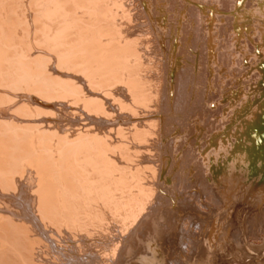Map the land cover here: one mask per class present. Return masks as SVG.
Listing matches in <instances>:
<instances>
[{"label":"rangeland","instance_id":"obj_1","mask_svg":"<svg viewBox=\"0 0 264 264\" xmlns=\"http://www.w3.org/2000/svg\"><path fill=\"white\" fill-rule=\"evenodd\" d=\"M92 1L67 5L93 25V75L83 29L66 45L47 0H0V264H264V40L240 27L264 0H178L176 18L158 0L152 21L148 0Z\"/></svg>","mask_w":264,"mask_h":264},{"label":"bare ground","instance_id":"obj_2","mask_svg":"<svg viewBox=\"0 0 264 264\" xmlns=\"http://www.w3.org/2000/svg\"><path fill=\"white\" fill-rule=\"evenodd\" d=\"M31 1V0H30ZM35 1V0H34ZM75 1H77L76 3L78 4V3H81V2H78V0H73V2L75 3ZM83 1H85V4L87 5V0H83ZM157 1L158 0H148V6L146 7L145 6V8H143L144 9V11H145V13H146V15H147V17L148 18H150L149 20L150 21H152L153 19L155 20V18H157V15L159 14V13H161L160 11H158L157 10V7H158V3H157ZM165 1H167V0H165ZM164 1V2H165ZM192 2H194V1H196V0H191ZM202 1H205V0H202ZM207 1H209V0H207ZM206 1V2H207ZM232 1V0H231ZM238 1V0H237ZM47 2H48V7L46 8V16L47 17H49L48 15H51V16H58V17H60L63 21H62V24H61V27H59L58 29H60V30H58V29H56L58 32H63V30H64V35H65V38L63 39L64 41V43H65V41H66V39L68 38V36L66 35V30H69L71 27H75L76 26V28L77 27H79V28H81V29H83L82 31L83 32H81V31H79V32H75L76 34H77V37H76V39H78L79 40V43H80V47H81V50H82V54H84V53H86V58H85V61H84V59H83V61H82V63H81V66H82V68L84 69V68H86V71H87V74L88 73H92V72H95L97 69L96 68H103V67H105L106 66V64H105V66H104V61L102 60V59H100L95 53H94V51H95V49H94V47H93V37H92V34L90 35V33L92 32V31H90L91 30V27L93 26V25H91V24H85L84 26H82V27H80V25H82V24H80V22L79 21H81V19L79 20V16H77L76 14H75V12H73V6H72V8H70L71 6H69L68 7V0H47ZM72 2V3H73ZM89 2H90V0H89ZM89 2H88V6H89ZM91 2H92V5H93V2L94 1H92L91 0ZM181 2H182V0H181ZM221 2H222V6H223V8H227V9H230L231 7H233V8H235V10H236V7H234L233 5H231V3L230 2H228V0H221ZM36 3V2H35ZM83 3V2H82ZM180 2L178 1V0H172L171 1V3L170 4H168V11L167 12H170V13H172V17L171 18H176L177 17V15H180L181 14V12H182V10H180L181 9V7L179 6L180 4H182V3H180ZM31 4V3H30ZM77 4H75L76 6H77ZM84 3L82 4L83 6H85V7H87L86 5H85ZM96 4V3H95ZM95 4L93 5V6H95ZM146 4H147V2H146ZM186 4V3H185ZM192 4V3H191ZM70 5V4H69ZM74 5V6H75ZM80 6H81V4H79ZM75 6V7H76ZM79 6V7H80ZM195 6V5H194ZM192 6V7H189V9H188V13H189V15H191L193 18H195L196 20H197V23L199 24V23H201V25H205V26H208V27H210V17H211V13L210 14H206L205 12H204V10L205 9H208L207 7L206 8H204L205 7V5L203 6V7H201V6ZM208 6V5H207ZM38 7V6H37ZM79 7H77V8H79ZM82 7V6H81ZM92 7V6H91ZM96 7V6H95ZM144 7V6H143ZM182 7H183V5H182ZM213 7V6H212ZM237 7H238V5H237ZM87 8H89V7H87ZM94 8V7H93ZM186 8V7H185ZM71 9H73V10H71ZM76 9V8H75ZM82 9V8H81ZM96 9V8H95ZM93 11V10H92ZM92 11H91V13H92ZM87 12H89V9H88V11ZM97 12V11H96ZM211 12V11H210ZM99 13V12H98ZM165 13H166V11H165ZM244 13V12H243ZM243 13H238V12H234V13H230L224 20H222V21H224V24H223V30L222 31H224L225 29L227 30L228 29V26L230 25V23H232L233 21H244L246 18L248 19V21H247V23H249V26L247 27V28H245L243 25L244 24H240V27L242 28V29H244L245 31H244V34L245 35H249L248 34V31H251V34H255V35H257L258 36V38H260V40H264V35H260V33H262L260 30V25H259V22H260V24H261V22L262 23H264V11H261V10H259V14H255V12L253 13V12H250V11H248V14H246V18H243L242 17V15H244ZM257 13V12H256ZM100 14V13H99ZM98 15V14H97ZM99 16V15H98ZM153 16V17H152ZM47 17H45V18H47ZM44 18V17H43ZM151 18H152V20H151ZM160 18V17H159ZM32 20V19H31ZM60 19H57V21H59ZM158 20V19H157ZM162 20V19H161ZM56 21V20H55ZM54 22V21H53ZM154 22V21H153ZM172 22V21H171ZM175 22V21H174ZM246 22V21H245ZM223 23V22H222ZM1 24H2V22H1ZM181 24V23H180ZM262 25H264V24H262ZM3 26V25H2ZM169 26H170V24H169ZM183 29H185V30H187L189 27H191V23L189 24V22H187V23H184L183 25ZM173 27L174 28H176V23H173ZM49 29V28H48ZM51 29H52V27H51ZM90 29V30H89ZM172 29V28H171ZM171 29L169 30V31H171ZM210 30V29H209ZM44 31V30H43ZM57 32V35H59V33ZM56 33V32H55ZM81 33H84V34H81ZM89 33V35H85V34H88ZM98 33V32H97ZM46 34V33H45ZM71 34V33H70ZM226 34V33H225ZM64 35H62L63 37H64ZM234 35V34H233ZM96 36V35H95ZM230 37L229 38H231V34L229 35ZM235 36V35H234ZM207 40H205V53H206V57L208 58L209 56H208V52H209V50H210V38H209V35L207 34ZM211 37V36H210ZM225 37V36H224ZM62 38V37H61ZM98 38V37H97ZM76 39H70L71 41H74L75 42V40ZM7 40H9V39H7ZM98 40V39H97ZM211 40H212V38H211ZM223 40H224V38H223ZM227 40V39H226ZM226 40H225V42H226ZM58 41V40H57ZM95 41H96V39H95ZM61 42V41H60ZM60 42H58V43H60ZM77 42V41H76ZM98 42V41H97ZM223 42V41H222ZM57 43V44H58ZM8 44V43H7ZM56 44V45H57ZM66 44V43H65ZM55 44H54V46H56ZM62 45V44H61ZM67 45V44H66ZM65 45V46H66ZM97 46H99L98 45V43H97ZM103 46V45H102ZM107 46V45H106ZM51 47H53L52 45H51ZM105 47V46H104ZM63 48V47H62ZM100 48V47H99ZM67 49V48H66ZM72 47H70V48H68L67 49V51H65V52H63L62 54L61 53H59V56H58V59L60 60V62L62 63V64H64V66H67V67H72L73 65H75V66H80V62H79V65L78 64H76L75 63V58H74V56L71 54L72 53ZM74 49V48H73ZM81 50H79V51H81ZM8 51V50H7ZM78 50H77V52H79ZM49 52V51H48ZM62 52V51H61ZM5 53L6 52H3V49L1 50V48H0V64H2L3 63V61L4 60H6V55H5ZM50 54V53H49ZM38 55V54H37ZM40 56V55H39ZM73 56V57H72ZM101 56V55H100ZM38 57V56H37ZM114 57V56H113ZM18 58V57H17ZM35 58V57H34ZM44 58V57H43ZM98 58L100 59V61L102 60V62H99V60H98ZM104 58H105V56H104ZM15 59V58H14ZM21 59V58H20ZM95 60H97L98 62L96 63V64H98L97 66L98 67H96L95 69L94 68H91L90 66L91 65H89V63L91 62V61H95ZM6 61H8V60H6ZM57 61V60H56ZM2 62V63H1ZM13 63V62H12ZM19 63H20V60H19ZM59 63V62H58ZM95 63V62H94ZM94 63H93V65H94ZM28 64V63H27ZM84 64V65H83ZM242 64V63H241ZM4 65V64H3ZM16 65V64H15ZM23 65V64H22ZM37 65V64H36ZM8 66V65H7ZM21 66V65H20ZM25 66H26V64H25ZM39 66V65H38ZM1 67H3L2 65H1ZM0 67V68H1ZM9 67V66H8ZM11 67V66H10ZM19 67V66H18ZM27 67V66H26ZM36 67V66H35ZM43 68H44V66H42ZM63 67V66H62ZM4 68V67H3ZM7 68V67H6ZM56 68V67H55ZM108 68V67H107ZM23 69H24V67H23ZM41 69V68H40ZM44 69H46V68H44ZM65 69V68H64ZM68 69V68H67ZM82 69V70H83ZM92 69H94V70H92ZM0 70H2V69H0ZM38 70V69H37ZM59 70H61V69H59ZM58 70V71H59ZM71 70V69H70ZM105 70H106V68H105ZM44 71V70H43ZM80 71V70H79ZM2 72V71H1ZM0 72V73H1ZM6 72V71H5ZM27 72V71H26ZM48 72V71H47ZM47 72H46V74H47ZM62 72V71H61ZM67 72V71H66ZM96 72H98V71H96ZM49 73V72H48ZM73 73V72H72ZM101 73V72H100ZM109 73V72H108ZM2 74V73H1ZM27 74V73H26ZM30 74V73H29ZM34 74H35V72H34ZM42 74V73H41ZM89 74V75H90ZM98 74V73H97ZM102 74V73H101ZM19 75V74H18ZM17 75V76H18ZM24 75V74H23ZM45 75V74H44ZM91 75H93V74H91ZM99 75V74H98ZM4 76V75H3ZM8 76V75H7ZM27 76H29V75H27ZM39 76V75H38ZM43 78H44V76L43 75H41ZM41 76H39V77H41ZM88 76V75H87ZM101 76V75H100ZM103 76V75H102ZM20 77H21V75H20ZM26 77V76H25ZM57 77V76H56ZM92 77V76H91ZM180 77V76H179ZM2 78V77H1ZM22 78V77H21ZM24 78V77H23ZM181 78V77H180ZM7 79V78H6ZM5 79V80H6ZM15 79V78H14ZM38 79H40V78H38ZM42 79V78H41ZM41 79L40 80H38V81H41ZM53 80H54V78H52ZM56 79H58V77L56 78ZM43 80H45V78L43 79ZM218 80H220V79H218ZM21 81V80H20ZM58 81V80H57ZM57 81H55V82H57ZM66 81V80H65ZM69 80H67V82H68ZM179 81H180V79H179ZM206 81V80H205ZM2 82V81H1ZM8 82V81H7ZM35 82H37V81H35ZM51 82V81H50ZM66 82V83H67ZM100 82V81H99ZM16 83H18V82H16ZM62 84H63V82H61ZM65 83V82H64ZM71 83H72V81H71ZM180 84H181V82H179ZM45 82H40V84H38V91H40V92H43V95H44V92L46 91L45 90ZM69 84V83H68ZM73 84V83H72ZM11 85V84H10ZM35 85H36V83H35ZM50 85V84H49ZM48 85V86H49ZM65 85H67V84H65ZM92 85V84H91ZM72 86V87H71ZM70 86V90H72V88H73V85H71ZM76 86V85H75ZM74 86V87H75ZM78 86V85H77ZM180 86V85H179ZM209 86V85H208ZM208 86H207V89H208ZM53 87V86H52ZM69 87V86H68ZM206 87V86H205ZM47 88H49V87H47ZM77 88H79V87H77ZM36 89V88H35ZM53 89V88H52ZM66 89H68V88H66ZM74 89V88H73ZM76 89V88H75ZM75 89H74V91H75ZM179 89H181V88H179ZM183 89V88H182ZM48 90V89H47ZM78 90V89H77ZM16 91H18V90H16ZM53 91V90H52ZM49 92H51L50 90L49 91H47V93H46V95L45 96H47V94L49 93ZM71 92V91H70ZM69 93V92H68ZM5 95V94H4ZM181 95H182V93H181ZM40 96V95H39ZM50 96V95H49ZM52 96V95H51ZM89 97V96H88ZM88 97H87V99H88ZM38 98V97H37ZM181 98V97H180ZM3 99V98H2ZM204 99V98H203ZM47 100H48V97H47ZM46 100V101H47ZM92 101H93V99H91ZM90 99H89V101L90 102H92ZM12 101V100H11ZM44 101H45V99H44ZM88 101V100H87ZM95 101V100H94ZM93 101V102H94ZM13 102V101H12ZM39 102V101H38ZM198 102H200V101H197L196 103L198 104ZM43 103V102H42ZM89 103V102H88ZM21 104V103H20ZM23 104V103H22ZM197 104H195L196 106H197ZM179 104H178V102H177V105H176V107L178 106ZM200 105V104H199ZM20 106V105H19ZM180 106H182V105H180ZM194 106V105H193ZM88 107V106H87ZM23 108V107H22ZM25 108H26V105H25ZM38 108V107H37ZM181 108V107H180ZM194 108V107H193ZM192 108V109H193ZM196 108V107H195ZM21 109V108H20ZM18 110H19V108H18ZM23 110V109H22ZM45 110V109H44ZM19 112V111H18ZM47 112V111H46ZM20 113V112H19ZM212 115V114H211ZM189 127V126H188ZM258 129V128H257ZM253 138H255V137H253ZM18 139V138H17ZM195 140V139H194ZM170 141V140H169ZM18 143V142H17ZM174 144V143H173ZM172 145V144H171ZM174 146V145H173ZM193 151V150H192ZM191 163V162H190ZM201 164V163H200ZM183 166V165H182ZM200 166H202V164L200 165ZM199 166V168H201ZM173 168V167H172ZM180 173V172H179ZM178 173V174H179ZM181 175V174H180ZM0 177H2V173H0ZM121 180V179H120ZM176 182V181H175ZM191 182V181H190ZM177 183L178 184H180L181 185V187H186L187 185H188V183H189V180L184 176V175H182L181 177H179L178 178V180H177ZM7 185V184H6ZM177 185V184H176ZM176 187V186H175ZM201 187L203 188L202 190H204V192H206L207 193V197L214 203V205H219L220 203V201H222L221 200V198L219 197V195L218 194H216V193H212L211 191H210V189H212V187L211 186H208V183H207V181L204 183V182H202L201 183ZM141 189V188H140ZM162 191V190H161ZM213 191V190H212ZM122 198V197H121ZM151 198V197H150ZM162 199H163V197H161V195L159 194V196H158V198L156 199L157 200V202L159 203H162L163 201H162ZM170 199V198H169ZM217 199V200H216ZM47 200V199H46ZM162 202H161V201ZM165 200V199H164ZM127 201V200H126ZM166 201V200H165ZM169 201H171V200H169ZM159 203V205H161ZM164 203V202H163ZM166 204V203H165ZM145 206V205H144ZM123 207H125V206H123ZM127 207H128V205H127ZM134 207V206H133ZM215 207V206H214ZM132 209V208H131ZM40 210V209H39ZM125 210V209H124ZM153 210V209H152ZM133 211V210H132ZM142 214V213H141ZM30 215V214H29ZM255 216H256V214H255ZM167 217H168V214H167ZM256 218V217H255ZM252 219V218H251ZM173 220V219H172ZM254 223V222H253ZM133 225V224H132ZM201 225H203L202 223H201ZM199 226V225H198ZM201 227H203V226H201ZM205 227V226H204ZM183 228V227H182ZM234 230V229H233ZM204 231V230H203ZM202 232V231H201ZM238 232V231H237ZM132 233V232H131ZM234 233V232H233ZM240 234V233H239ZM241 234H242V232H241ZM235 237V236H234ZM210 238H212L211 236H210ZM237 239H239V238H237ZM242 239V238H241ZM240 240V239H239ZM238 240V241H239ZM208 241L210 242V239L208 240V238H207V241H206V244H203V242L201 243L200 242V244H199V242H198V244H199V246L198 247H202V245H203V247L206 249L207 248V246H208ZM235 241V240H234ZM195 242V241H194ZM198 244H195V245H198ZM197 247V246H196ZM203 247H202V250L204 251V249H203ZM193 248V247H192ZM197 249V248H196ZM201 249V248H200ZM201 250V251H202ZM196 251H198V249L196 250ZM200 251V250H199ZM198 251V252H199ZM201 253V252H200ZM199 254V253H198ZM201 255V254H200Z\"/></svg>","mask_w":264,"mask_h":264}]
</instances>
